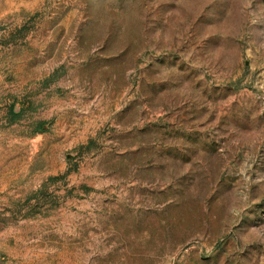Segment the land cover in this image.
<instances>
[{
    "label": "rangeland",
    "instance_id": "rangeland-1",
    "mask_svg": "<svg viewBox=\"0 0 264 264\" xmlns=\"http://www.w3.org/2000/svg\"><path fill=\"white\" fill-rule=\"evenodd\" d=\"M0 73V264H264V0H0Z\"/></svg>",
    "mask_w": 264,
    "mask_h": 264
},
{
    "label": "crops",
    "instance_id": "crops-1",
    "mask_svg": "<svg viewBox=\"0 0 264 264\" xmlns=\"http://www.w3.org/2000/svg\"><path fill=\"white\" fill-rule=\"evenodd\" d=\"M1 75L0 73V100L3 96L2 88L6 85ZM14 112L17 113V111ZM15 127H17V123L0 122V192L4 193V196L0 197L1 202L13 203L18 198V181L13 179L17 175L15 163L18 158L17 149L18 144H25L28 139L24 136L13 135L12 129Z\"/></svg>",
    "mask_w": 264,
    "mask_h": 264
},
{
    "label": "trees",
    "instance_id": "trees-1",
    "mask_svg": "<svg viewBox=\"0 0 264 264\" xmlns=\"http://www.w3.org/2000/svg\"><path fill=\"white\" fill-rule=\"evenodd\" d=\"M11 114L14 116V118L19 116V114H16L13 110H11Z\"/></svg>",
    "mask_w": 264,
    "mask_h": 264
}]
</instances>
